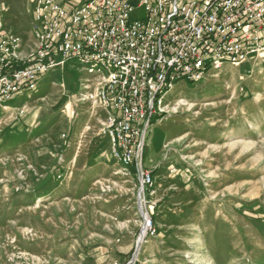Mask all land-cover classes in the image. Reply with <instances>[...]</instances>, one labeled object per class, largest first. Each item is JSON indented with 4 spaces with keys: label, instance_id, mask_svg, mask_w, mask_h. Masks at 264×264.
<instances>
[{
    "label": "rangeland",
    "instance_id": "1",
    "mask_svg": "<svg viewBox=\"0 0 264 264\" xmlns=\"http://www.w3.org/2000/svg\"><path fill=\"white\" fill-rule=\"evenodd\" d=\"M32 11L0 0L20 57L37 46ZM99 83L69 61L0 101V264H264V56L175 84L129 166Z\"/></svg>",
    "mask_w": 264,
    "mask_h": 264
},
{
    "label": "built area",
    "instance_id": "2",
    "mask_svg": "<svg viewBox=\"0 0 264 264\" xmlns=\"http://www.w3.org/2000/svg\"><path fill=\"white\" fill-rule=\"evenodd\" d=\"M32 2L36 48L20 57L19 37L0 34V101L35 90L50 68L76 61L100 79L97 95L124 166L141 160L153 116L175 84L264 52V0ZM137 179L142 194L154 185L147 169ZM142 229L144 236L156 232L148 212Z\"/></svg>",
    "mask_w": 264,
    "mask_h": 264
},
{
    "label": "bare ground",
    "instance_id": "3",
    "mask_svg": "<svg viewBox=\"0 0 264 264\" xmlns=\"http://www.w3.org/2000/svg\"><path fill=\"white\" fill-rule=\"evenodd\" d=\"M261 53V55H263L264 56V52H260ZM84 89H85V87H84ZM169 91L168 92H166L165 94H164V96H163V99H162V101H166V98H167V96L169 95ZM3 109H4V111H6V112H8V111H12V110H14V107L12 106V105H10V104H7V105H4L3 106Z\"/></svg>",
    "mask_w": 264,
    "mask_h": 264
},
{
    "label": "crops",
    "instance_id": "4",
    "mask_svg": "<svg viewBox=\"0 0 264 264\" xmlns=\"http://www.w3.org/2000/svg\"><path fill=\"white\" fill-rule=\"evenodd\" d=\"M130 3L134 4V5H138L140 0H129Z\"/></svg>",
    "mask_w": 264,
    "mask_h": 264
}]
</instances>
